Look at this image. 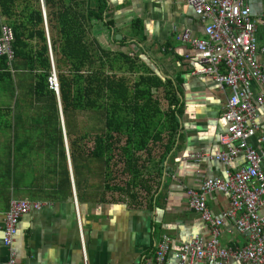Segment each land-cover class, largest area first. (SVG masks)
Instances as JSON below:
<instances>
[{
	"label": "crops",
	"instance_id": "0c3cea01",
	"mask_svg": "<svg viewBox=\"0 0 264 264\" xmlns=\"http://www.w3.org/2000/svg\"><path fill=\"white\" fill-rule=\"evenodd\" d=\"M105 1L108 11L103 18L112 25H94L96 37L100 36L98 39L108 50H119L129 58H137L177 90L181 112L173 148L161 164L156 157L150 172L142 175L152 179L161 169L158 187L145 196L140 195L131 205L100 186L97 197H93L81 180L76 188L65 145L59 89L48 90L56 97L60 126L20 121L24 98L33 99L34 72L16 69L13 62L9 65L11 60L0 56L5 65L4 71H0V264L8 260L9 254L17 264H155V252L163 236L171 242L165 264H174L175 254L191 236L207 238L206 225L188 207L186 191L195 190L205 170L208 176L221 175V166L205 160L197 163L189 156L217 150L216 137L224 128L221 113L226 91L218 90L208 78L193 75L195 62L186 59L192 50L176 40L185 28L193 39H201L203 24L183 0ZM244 2L251 9L252 20L257 22L264 17V0ZM38 4L47 42L49 74L55 73L44 1L38 0ZM256 41L258 48L264 49L262 25L257 26ZM11 103L17 106L14 122L7 120ZM33 103L36 114L46 105ZM260 116L264 123V108ZM60 133L63 143L66 141V160L60 154ZM89 160L80 158L75 162L79 168ZM236 162L241 163L239 159ZM65 168L69 185L63 179ZM95 177L93 182L100 183L101 179ZM18 200L41 205L18 218L7 250L1 245L3 217L9 202ZM205 203L210 213L216 215L224 209L226 198L212 193L205 197ZM219 242L221 246L231 247L241 244L243 239L232 228H225Z\"/></svg>",
	"mask_w": 264,
	"mask_h": 264
},
{
	"label": "trees",
	"instance_id": "16d2710c",
	"mask_svg": "<svg viewBox=\"0 0 264 264\" xmlns=\"http://www.w3.org/2000/svg\"><path fill=\"white\" fill-rule=\"evenodd\" d=\"M43 1L75 187L79 170L75 161L96 160L102 172L93 177L101 179V188L131 205L158 187L161 169L152 179L142 175L150 172L156 157L161 164L173 148L181 112L177 90L137 58L108 50L96 37L94 25H112L103 18L108 11L105 0ZM3 23L12 33L9 65L34 72L30 103L46 104L39 108L36 121L60 126L56 97L48 90L50 67L38 0H0ZM4 69L0 58V71ZM83 111L96 115V123L77 127L76 114ZM69 127L74 128L70 137ZM59 136L61 158L66 160ZM63 179L69 185L67 168Z\"/></svg>",
	"mask_w": 264,
	"mask_h": 264
},
{
	"label": "built area",
	"instance_id": "2783aa9c",
	"mask_svg": "<svg viewBox=\"0 0 264 264\" xmlns=\"http://www.w3.org/2000/svg\"><path fill=\"white\" fill-rule=\"evenodd\" d=\"M203 24L202 38L193 39L188 28L176 36L191 48L186 59L195 62L193 75L211 80L225 90L221 113L223 130L216 137L217 150L189 157L221 166V175L208 176L207 170L195 190L189 189L188 207L207 227V238L191 236L175 254L174 264H264V49L258 48L257 26L264 17L252 20L244 0H183ZM177 32L176 29H174ZM12 33L0 28V56L11 60ZM50 72L48 89L57 92L55 73ZM52 77V78H51ZM241 163H237V160ZM212 193L226 198L224 209L212 215L205 197ZM39 203L9 202L3 217L1 245L9 249L19 217ZM232 228L241 244L221 246V230ZM170 239L163 236L155 252V264H165ZM4 264H17L12 254Z\"/></svg>",
	"mask_w": 264,
	"mask_h": 264
},
{
	"label": "rangeland",
	"instance_id": "374dc122",
	"mask_svg": "<svg viewBox=\"0 0 264 264\" xmlns=\"http://www.w3.org/2000/svg\"><path fill=\"white\" fill-rule=\"evenodd\" d=\"M55 79H56V73H55ZM56 82H57V80H56ZM30 102L31 101L29 99H25L24 98V100H23V105H24L23 108L24 109H23V111L21 113L20 121L25 122L27 124L35 123V124L41 125L42 124L41 122L36 121V106L32 105ZM37 112H38V110H37ZM17 114L18 113H17L16 104L15 103H11V105L9 107V117H7L8 118L7 120H9L11 122L17 121ZM95 116L96 115H94L93 113L87 112V111H83V112L77 113L76 117H75V119L78 122V124H76L77 127H79V128H83L84 127L85 128V127H87L89 125H93V123H96L94 121ZM30 126L32 127V125H30ZM28 132L31 133V130H28ZM73 132H74V128L73 127H69L67 129V133H68L69 137L71 135H73ZM65 133H66V131H65ZM79 135H80L79 130H76L74 136L78 137ZM63 138H64V136H63ZM73 138L74 137L72 136L71 139H73ZM66 141L68 142V140H66ZM67 142L65 143V145L69 149V145H67ZM96 166H98V167H96ZM99 167L102 169L101 164L99 165V163L96 160H92L91 159L89 161L83 162L81 167H79L78 172L76 173V184L81 180L84 183V186L87 187V189H86L87 193L91 194L93 197H97L96 193H97L98 189H100V187H101V184L97 183V182H93L94 178H92L94 175H98L99 174V169H100ZM101 172L102 171H100V173ZM97 179H99V178H97ZM91 181H92V183H91ZM77 187H79L78 184H77ZM108 196H109V193H108Z\"/></svg>",
	"mask_w": 264,
	"mask_h": 264
},
{
	"label": "clouds",
	"instance_id": "9594fccd",
	"mask_svg": "<svg viewBox=\"0 0 264 264\" xmlns=\"http://www.w3.org/2000/svg\"><path fill=\"white\" fill-rule=\"evenodd\" d=\"M58 85V84H57Z\"/></svg>",
	"mask_w": 264,
	"mask_h": 264
},
{
	"label": "water",
	"instance_id": "95a60500",
	"mask_svg": "<svg viewBox=\"0 0 264 264\" xmlns=\"http://www.w3.org/2000/svg\"><path fill=\"white\" fill-rule=\"evenodd\" d=\"M45 17V16H44Z\"/></svg>",
	"mask_w": 264,
	"mask_h": 264
}]
</instances>
